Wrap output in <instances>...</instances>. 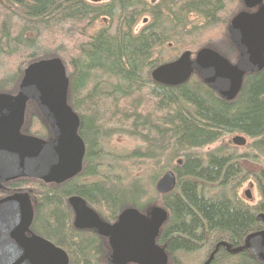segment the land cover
Instances as JSON below:
<instances>
[{
	"label": "trees",
	"instance_id": "16d2710c",
	"mask_svg": "<svg viewBox=\"0 0 264 264\" xmlns=\"http://www.w3.org/2000/svg\"><path fill=\"white\" fill-rule=\"evenodd\" d=\"M242 4L0 0V93H15L29 65L56 58L69 79V104L80 117L86 154L78 174L60 183L23 176L4 185L9 191L31 190V231L63 249L69 264H107L108 251L100 234L75 225L69 204L73 196L85 199L110 223L127 208L142 212L160 202L169 219L157 243L170 264H204L220 242L239 248L249 234L264 230L259 218L264 214V165L253 174L241 163L245 155L218 148L204 157L197 151L227 135L242 134L253 140V158L264 161V68L245 76L233 100L222 98L196 72L178 85L152 77L156 68L187 51L195 56L203 48L220 46L235 53L227 30ZM26 109L27 133L52 140L38 106L29 102ZM34 122L38 130L32 128ZM122 136L139 145L127 156L116 155L112 165L106 145ZM125 163L128 168H122ZM171 169L177 185L161 195L156 183ZM251 178L260 193L254 205L240 195ZM209 264L264 260L248 248L220 246Z\"/></svg>",
	"mask_w": 264,
	"mask_h": 264
},
{
	"label": "water",
	"instance_id": "95a60500",
	"mask_svg": "<svg viewBox=\"0 0 264 264\" xmlns=\"http://www.w3.org/2000/svg\"><path fill=\"white\" fill-rule=\"evenodd\" d=\"M261 1L244 3L253 8ZM228 34L239 52L236 64L211 48H203L195 56L187 51L177 60L156 68L153 79L178 85L196 72L222 98L235 99L245 76L264 68V8L255 13H238L228 26ZM68 88L66 71L61 61L54 58L29 65L16 94L0 93V187L23 176L60 183L82 170L86 144L79 134L80 117L67 102ZM28 102H34L50 124L52 140L20 134ZM247 141L239 134L230 143L245 146ZM177 163L182 164L183 159ZM176 185L177 175L171 169L157 181L156 190L165 195ZM246 194L250 196L249 192ZM69 204L77 227L108 238L113 248L108 264H168L165 248L156 242L158 229L169 219L165 207H154L150 220L137 208H127L115 224H110L80 196L71 197ZM33 215L26 193L0 199V264H69L67 253L50 240L33 232V237L25 236L26 231H31ZM259 218L264 219V214ZM220 246L231 251L248 248L264 260V230L249 234L239 248L220 242L204 264L210 263Z\"/></svg>",
	"mask_w": 264,
	"mask_h": 264
},
{
	"label": "rangeland",
	"instance_id": "374dc122",
	"mask_svg": "<svg viewBox=\"0 0 264 264\" xmlns=\"http://www.w3.org/2000/svg\"><path fill=\"white\" fill-rule=\"evenodd\" d=\"M149 1H152V0H149ZM256 9L254 10H249L248 7H246L245 3H244V0H243V4L241 5V7L239 8L238 12H236L235 15H237L238 13L240 12H243V11H252L254 12ZM234 18V17H233ZM232 18V19H233ZM230 24V23H229ZM229 36V34H228ZM229 40L231 42V44L233 45L234 49L236 51H234L235 53H230L228 54V52L226 51H223L221 49V47H215V48H211L213 49L214 51H216L217 53H219L221 56L225 57L231 64H236L237 61H238V58H239V54H238V50L236 49V47L234 46L233 42L231 41L230 37H229ZM41 61V60H40ZM18 90V89H17ZM17 91L13 94H16ZM2 94H6V93H2ZM67 102L69 103V100L67 98ZM29 104V102L26 104V107H25V115H24V121H23V125H22V128L20 130V134L22 135H25V136H34V135H30L29 133H27L26 131V125L29 123V119L28 117L26 116V108H27V105ZM150 107L148 106L147 107V110H149ZM37 122H34L32 128H35L34 130H36L38 127V125L36 124ZM39 127L40 124H39ZM38 130V129H37ZM238 134H230V135H227L225 136L223 139H221L220 141L214 143V144H211V145H208L204 148H200V149H197V151L202 154V156L206 157L208 155V153L218 149V148H223L225 153H231V152H236L238 155H245V157L241 158V163L243 165V167L245 168V170L251 172V173H257L259 172V170L263 167L264 165V161L263 159H260V161L258 160H255L253 158V156L255 155V152L253 149H251V143L253 142L252 139L250 138H247L248 140V143L249 145H246V146H237V147H231V144H229L230 140H232L235 136H237ZM139 145V142L138 141H135L131 138H128L126 136H122V137H114L112 140H110L108 142V144L106 145V151L107 152H111V154L113 155L112 157H109V160L108 162L112 165H115V157L116 155H122V156H127L128 154H130L137 146ZM179 160V159H178ZM178 162V161H177ZM129 163H125L122 165V168L125 167V168H128V165ZM117 166V164H116ZM130 169V168H129ZM131 170V169H130ZM144 173V171H143ZM134 175H138L137 173H135ZM146 174H143V176H145ZM86 180H89V178H87ZM5 183H3L0 187V189H2L4 192H6L5 194L1 195L0 198L2 197H6V196H9V195H13L15 193H26L30 200H31V203H32V209L34 211V208H35V197H34V194H32L31 190H15V191H9V190H6L5 189ZM3 192V193H4ZM247 192H249L250 196H247ZM213 193L214 194H217L218 191H215L213 190ZM1 194V192H0ZM240 195L241 197L249 204L251 205H254V204H257L259 201H260V193H259V190H258V187H257V183L256 181L254 180V178H251L249 179L244 185L243 187L240 189ZM156 206H160V207H164L160 202L158 201H154L153 203L150 204V206L145 210V211H142V215L150 220L151 219V211L154 207ZM110 224H115V223H110ZM163 226H161L159 229H158V232H157V237H156V242H157V239H158V236L162 230ZM25 236L26 237H33V233L32 231L28 230L25 232ZM104 240H106V244H107V248H108V251H107V258H106V263L108 264V259L113 255V248L112 246L110 245L109 243V240L108 238H104ZM162 249H164L163 246H160ZM167 254V252H166ZM168 255V254H167ZM168 264H170L169 260H168Z\"/></svg>",
	"mask_w": 264,
	"mask_h": 264
},
{
	"label": "flooded vegetation",
	"instance_id": "af4514ba",
	"mask_svg": "<svg viewBox=\"0 0 264 264\" xmlns=\"http://www.w3.org/2000/svg\"><path fill=\"white\" fill-rule=\"evenodd\" d=\"M152 2L155 3L156 0H152ZM261 8H264V0H262L261 3L257 4V5L254 6L253 8H249V10H254V9H256L254 12H252V11H248V12H250V13H255V12L259 11ZM227 32H228V30H227ZM238 54H239V52H238ZM238 135H239V134H238ZM240 135H242V134H240ZM244 136H245V135H244ZM245 137H247V136H245ZM247 138H248V137H247ZM247 143H248V141H247ZM229 144H231L232 147H237L235 144H232V143H230V142H229ZM246 145H249V144H246ZM246 145H245V146H246ZM177 164H178V163H177ZM101 237L106 238L105 236H102V235H101Z\"/></svg>",
	"mask_w": 264,
	"mask_h": 264
}]
</instances>
